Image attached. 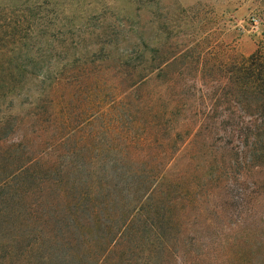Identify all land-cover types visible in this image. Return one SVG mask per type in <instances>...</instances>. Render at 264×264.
<instances>
[{"label": "trees", "instance_id": "trees-1", "mask_svg": "<svg viewBox=\"0 0 264 264\" xmlns=\"http://www.w3.org/2000/svg\"><path fill=\"white\" fill-rule=\"evenodd\" d=\"M34 5H0V200L10 207V215L18 211L22 216L16 206L31 199L24 208V219L31 227L29 233L37 234V242L41 239L39 248L48 239V229L54 234L52 240L72 237L71 246L77 243L89 250L92 264H107L109 251L131 239V255L142 248L140 262L150 264L153 256L170 253L169 236L172 223H176L172 211L176 206L219 198L217 191L226 193L232 183L237 199L247 197L246 191L250 193L256 182L264 185V40L248 56L231 51L227 62L211 66L214 76L198 79L199 86L193 80L165 79L172 63L149 59L144 46L133 50L131 83L124 87L130 91L126 97L115 98L130 127L116 134L122 140L117 150L122 158L112 159L108 171H114L118 181L115 186H107L111 181L102 174L106 168L100 158L99 131L90 122L91 117L99 115L94 110L101 107V99L81 109L82 121L69 123L63 117L59 123V104L51 95L60 86L66 89L67 82L77 75L87 76L95 62L80 65L78 61L61 63V59L56 65L60 69L56 70L52 61L60 57L56 54L63 53L66 39H56L63 32L51 31V17L46 22V17L40 15L47 8ZM65 69L75 75L64 76ZM151 81L159 82L160 94L147 92ZM32 88L37 95L29 101ZM15 101H23L35 111L19 119L11 113ZM31 118L37 124L35 136L48 134L52 127L60 128V136L51 135L43 141L49 151L77 139L74 147L64 151L67 160L55 171L50 166L43 168L40 157L28 155L24 143L14 141ZM184 146L193 153L189 158L193 176L170 181L160 173ZM131 147L142 152L148 163L140 173L131 171L127 175L131 182L120 187L125 174L119 164L129 162ZM254 175L261 178L252 182ZM244 177L250 187H241ZM104 203L116 212H109ZM118 212L122 223L112 231V238L92 237L91 228H100L102 214L115 217ZM79 234L81 243L75 237ZM69 250L62 260L74 256L78 264H89L84 249ZM47 262L53 263L50 259Z\"/></svg>", "mask_w": 264, "mask_h": 264}, {"label": "rangeland", "instance_id": "rangeland-1", "mask_svg": "<svg viewBox=\"0 0 264 264\" xmlns=\"http://www.w3.org/2000/svg\"><path fill=\"white\" fill-rule=\"evenodd\" d=\"M25 3L29 7L34 4L46 7L40 15L46 17V22L51 17L49 29L54 33L58 29L63 32V36L55 37L61 42L66 39L62 45L63 53L56 54L60 57L52 61L56 70L60 69L56 65L61 59V63L78 61L81 65L92 60L96 63L90 67L87 76L77 75L76 79L67 82L66 89L60 86L51 95L59 104L56 107L59 123L63 117L69 123L82 121L79 117L81 109H87L101 99V107L94 110L99 115L91 117L90 122L99 131L100 158L106 168L102 174L111 181L107 186H115L118 181L114 178V171H108L112 159L122 158L117 151L122 140L116 134L125 133L130 127L120 106L115 105V98L126 97L130 91L124 87L131 83L133 50L144 46L149 59L154 57L157 62L172 63L173 67L164 74L165 79L193 80L199 86L198 79L214 76L210 72L211 66L227 62L231 51L248 56L264 40V0H0V5L10 8ZM70 70L65 69L64 76L75 75ZM95 85L99 88L89 92L88 89ZM160 89L161 85L156 81L146 87L152 95L160 94ZM30 92L29 101H32L37 92L34 88ZM34 111L33 106L15 101L11 113L23 119ZM28 121L14 141L24 143L28 155L40 157L45 164L43 168L50 166L55 171L67 160L64 151L76 145V137L49 151L43 141L51 135L60 136V128L52 127L48 134L35 136L33 131L37 124L32 118ZM192 154L184 146L160 174H165L170 181L178 176L192 177L189 160ZM130 157L129 162L119 164L125 174L120 187L131 182L127 176L131 171L140 173L146 169L148 159L142 152L131 147ZM253 177L252 182L254 179L258 181L261 175ZM242 181L241 187L249 185L245 184V177ZM263 187L261 182H256L250 193L246 191L247 197L237 199V190L232 183L226 193L217 191L219 198L176 206L172 211L176 223H172L173 231L169 236L170 253L153 256L150 264H264ZM30 201L26 199L21 206H16L22 211L21 216L18 211L10 215V207L0 200V264H78L79 259L74 256L62 260L70 248L84 249L88 258L89 250L77 243L71 246L72 237L67 241L52 240L54 234H49L48 229H45L48 239L43 240L44 247L39 248L41 239L37 242V234L29 233L31 227L24 219V208ZM104 208L110 210L112 206L104 203ZM118 214L115 217L102 214L100 228L90 227L92 237L112 238V231L122 223ZM80 236L82 234L75 237L81 243ZM142 250L139 248V252L132 256L131 239L125 240L124 244L118 243L109 251L107 264H127V260H130L129 264H141ZM49 259L53 263H48ZM88 263L92 264L93 260L88 258Z\"/></svg>", "mask_w": 264, "mask_h": 264}]
</instances>
